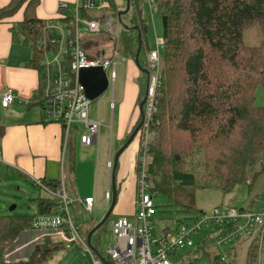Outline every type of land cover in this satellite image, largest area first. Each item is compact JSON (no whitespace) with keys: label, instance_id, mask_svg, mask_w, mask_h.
<instances>
[{"label":"trees","instance_id":"1","mask_svg":"<svg viewBox=\"0 0 264 264\" xmlns=\"http://www.w3.org/2000/svg\"><path fill=\"white\" fill-rule=\"evenodd\" d=\"M109 1L118 14V7L113 0ZM156 2L157 13L163 21L165 46L161 58L163 76L149 127L154 139L147 145L151 187L171 198L183 212L203 211H197L196 178L192 171L184 170L185 162L192 165L193 158L199 155L203 157L208 178L210 176L214 184L226 193L232 192L239 184H248V204L258 206L264 200V191L260 192L258 187L264 174V163L259 170L255 168L264 155V107L256 105L255 95L259 87H264V40L259 46H249L244 35L247 30L258 26L264 36V0ZM39 5L40 0H11L7 6L0 7V22L24 8L23 21L11 28V33L15 43L31 50L28 66L36 70L44 55L37 40L47 24L37 16ZM141 5L138 0H131L129 22L136 28H123L120 33L122 51L134 61L139 41L142 42V51H151L147 43L148 24L143 18ZM96 36L105 38V47L93 41L96 47L91 49L92 43H88L85 47L88 57L104 58L103 54L97 56L100 53L97 51L110 45L113 47L111 53L105 56L112 55L115 46L110 36L105 33ZM140 65L146 68L141 60ZM139 80L140 104L146 96L149 75L141 72ZM36 104L39 102L33 97L30 106ZM142 121L143 115L140 114L123 144L135 131L138 132L131 144L138 139L144 126ZM119 162L115 172L117 201L120 193L117 187ZM44 183L54 190L60 182ZM37 208L39 214H49L56 211L57 203L53 199L41 198ZM32 219L26 215H0V264H37L34 257L39 247L32 250L27 260H7L8 248L23 233L33 230ZM175 224L174 220L166 224L164 218L157 219L158 229L162 231ZM94 226L85 228L87 236ZM47 245L45 256L64 249L52 241ZM238 245L233 247L231 257L226 260L214 254L212 264H238L235 255L241 252L240 245L244 246V264H259L261 252L257 238ZM207 256L211 257L209 253L205 254Z\"/></svg>","mask_w":264,"mask_h":264},{"label":"built area","instance_id":"2","mask_svg":"<svg viewBox=\"0 0 264 264\" xmlns=\"http://www.w3.org/2000/svg\"><path fill=\"white\" fill-rule=\"evenodd\" d=\"M152 15L157 13L156 0H147ZM109 0H74L72 6L66 1H59L56 15L47 19L44 33L37 40L44 55L38 69L40 87L35 97L47 123L59 124L63 130V148L69 141L79 136L82 146L93 147L98 144L102 119H92L84 87L79 81V72L84 68L102 67L110 84L117 79L118 63L112 55L104 58H90L84 48L85 36L108 34L116 40L119 35L114 30L116 16ZM165 40L157 38L156 49L147 53L142 62L150 71L145 104V133L138 151L136 213L134 219L120 216L112 223L114 247H109L101 258L94 255L92 247L84 235L82 226L73 216L71 209L77 206L88 214L96 205L94 197L73 200L69 197L64 174L56 189L46 186L43 180L32 179V183L46 192L57 203L53 213L33 216L31 227L49 237L53 243L65 250H80L89 255L92 264H196L205 257L208 249L220 250L222 260L228 259L233 246L257 238L260 248L259 264H264V203L258 206L247 204L243 207H215L211 211H201L168 230H159L157 226L158 209L152 193L148 172L147 145L149 127L157 106V90L161 85V50ZM112 69L111 81L108 70ZM17 100L15 91L9 89L1 97V107L10 108ZM22 105H29L31 100L20 99ZM113 106V103H112ZM0 163L2 154L0 151ZM111 172L113 162L108 163ZM112 193L106 194L110 206ZM239 246V245H238ZM244 248L240 245V251ZM96 253L98 251L96 250Z\"/></svg>","mask_w":264,"mask_h":264},{"label":"crops","instance_id":"3","mask_svg":"<svg viewBox=\"0 0 264 264\" xmlns=\"http://www.w3.org/2000/svg\"><path fill=\"white\" fill-rule=\"evenodd\" d=\"M59 1H66L70 6L74 3V0H40L37 8L38 18L41 20L53 18ZM10 2L11 0H0V7H5ZM23 19L24 8L15 16L0 22V101L4 92L9 89L17 94V100L10 108L3 109L0 104V151L2 154L0 167L15 172L34 187L37 186L32 183V179L60 182L63 173L69 197L73 200L94 197L96 205L89 215L94 214L97 209L103 218L106 210L109 209L105 199L106 194L108 190L112 193V171H109L108 163L114 160L116 152L123 145L139 118L135 113L134 102L140 92V80H137L135 91L130 90L128 98L124 94L119 100L121 110L117 121L116 138L114 133L112 135L114 114L111 118L113 125L109 128L111 132L109 142L104 134L99 136L97 145L85 147L81 145L79 136L76 134L64 150L62 127L59 124L45 122L39 104L30 106V104L22 105L19 102L20 99L31 100L40 87L38 70L28 66L31 50L22 44L15 43L12 38L11 28ZM135 65L138 68L137 64ZM140 77L138 75L137 79ZM112 101L115 103V100ZM113 102H111V108ZM90 117L95 119L91 115V108ZM102 121L105 123L104 120ZM134 143L137 148L132 147L120 158L117 177L120 193L114 209L117 210L118 215L130 217V219H134L136 213L139 141ZM74 210L75 212L84 211L80 210L79 206ZM75 217L77 220V213ZM99 221L92 222L90 226L96 225Z\"/></svg>","mask_w":264,"mask_h":264},{"label":"rangeland","instance_id":"4","mask_svg":"<svg viewBox=\"0 0 264 264\" xmlns=\"http://www.w3.org/2000/svg\"><path fill=\"white\" fill-rule=\"evenodd\" d=\"M138 1L142 3L141 5L142 15L148 24V33H147L148 48L154 50L156 49L157 38L163 39L164 37L163 21L158 13L152 15L147 0H138ZM113 2L118 7L119 12L124 10V6L126 4L125 0H113ZM112 11L115 12L114 9H112ZM130 15L128 14L124 15L122 20L128 26H131L129 22ZM114 20H115L114 30L116 34L119 35V37L116 40L112 39V42L114 43L115 46L114 49L115 57H111V59L115 60L118 63L116 69L117 79L114 85L113 83H111L109 89L100 98L92 101L91 104L92 117H94L97 120L102 119L105 122L104 127L101 128L100 135L105 134L108 142L111 139V132L109 128L111 125H113L111 122V118L114 116V114H115V123H114L112 135L114 133V138H116L117 121L121 110L120 109L121 104L119 103V100L124 94L128 98L131 89L135 91V87H137V80L139 81L137 77L138 75L139 77L141 75V72L135 65L136 64L135 61L130 59L128 56H126V54H124L122 51V43L120 42V33L122 32L123 26L118 20L117 13L116 16L114 17ZM100 37L101 36H96L93 38L90 36L84 37V48L88 46V43H92L91 49L95 48L96 42L93 41H97V44L100 47L103 46L105 47V45H103L105 44V40H104L105 38L104 37L100 38ZM244 39H245V43L249 46H259L264 40V36L260 28L258 26H255L245 32ZM110 46L108 48L99 47L100 50L97 51V53L99 52L100 53L97 56H101L103 53L110 54L111 49L113 48ZM147 53L148 52H146V49H143V51L141 52L140 60L142 62L145 60ZM163 56H164V50H161V58H163ZM111 73H112V69H109L108 74L110 81H111ZM161 76H163L162 68H161ZM124 86H125V91H124ZM139 96H140V92L138 94L137 100H135L134 102V109L136 116L140 115ZM255 96H256V105L259 107H264V87L262 86L259 87L256 91ZM112 100H115V103ZM111 102H113V106H112L113 109L111 108ZM136 122L134 124H136ZM130 133L131 132H129L128 134ZM144 135H146L144 132L140 133L138 135L139 136L138 139L135 140V141H139V149L137 150L139 151V154L141 151V145L143 142ZM153 139H154V133L152 134L151 131H149L148 145L153 141ZM181 141L182 140H180L179 142ZM134 146L135 148H137V145L133 143L131 144V146L127 151H129ZM148 148H147V152H148ZM147 157H148V153H147ZM112 162L114 167V160ZM192 162H193L192 165L190 164V162H185L186 165L189 166L190 168H187V166H185L184 170H187L188 172L192 171L196 178V188H197L196 195L198 197L197 211L199 210L211 211L215 207H220L222 209L227 207H243L248 204V200H249L248 184L245 183L239 184L237 187H235V189L232 192L226 193L223 190H221L219 186H217L210 180V176L208 178L209 172L206 170V163L202 156L199 155L195 156ZM262 163H264V155L263 157H261V160L258 162L257 166L255 167L256 170H259L262 167ZM258 187L260 192L264 191V174H262L261 179L258 182ZM152 193L154 195L155 204L158 209L157 219L164 218L166 224L174 220L176 225H178L179 223L177 222L186 220L198 213V212L195 213L183 212L181 207L176 206L174 201L168 196L164 195L161 191L152 190ZM41 198L52 199L51 196H49L46 192H44L40 188L34 187L28 181L20 177V175L16 174L11 170L8 171V169L0 167V215L1 216L26 215L29 217H33L38 212V208H37L38 200ZM262 203H264V200L262 201ZM13 206H16V208L11 211V208ZM107 211L108 210H106L105 214L103 215V218L106 215ZM71 212L74 217L76 216L77 213V221L84 227L86 226L88 227L92 224V222L95 223L102 218V214H100V212L97 211V209H95V212L92 215H89L85 211L75 212L74 208L71 209ZM118 217H120V215H118L117 210H114L108 221L104 224V226L94 234L92 238V246H93L92 249L94 255L97 258H101L100 254H105L106 250L109 247L115 246V243L112 240V223ZM84 235L87 236L86 231H84ZM48 241H51V239L47 236L45 241V236L41 232H36L34 230L27 231L23 233L21 237H19L16 240V242L8 248L7 260L8 261L18 260V259L27 260L32 250L36 247H39V251L36 253V256L34 257L37 264H92L91 257L89 255L85 256L83 252L80 250L68 251L65 249H61L56 252L46 254L45 256L44 253L48 246L47 245ZM243 245H247V244H243ZM96 250L98 251V253H96ZM243 250L244 248L241 250V252H238L237 256L235 255V259L237 260L238 264H244L245 262V251ZM208 251L209 252L207 253H209L211 257L208 256L203 257L202 259L197 261L196 264H212V257L214 256V254L220 253V250H216L215 248H211V247L208 249ZM231 254L232 253H228V258L231 257ZM43 255L44 257H42ZM45 257H47V259H45Z\"/></svg>","mask_w":264,"mask_h":264},{"label":"water","instance_id":"5","mask_svg":"<svg viewBox=\"0 0 264 264\" xmlns=\"http://www.w3.org/2000/svg\"><path fill=\"white\" fill-rule=\"evenodd\" d=\"M125 1H126V9L121 12H118V20L125 29L136 28V26H132V25L128 26L122 21V17L124 15H127L131 9V0H125ZM141 52H142V42L139 41V48L135 59V63L137 64L140 72L149 75L150 71L147 68H142L140 65ZM79 81L81 85L84 87L88 99H90L91 101L100 98L109 89V80L107 77V73L102 67L81 69L79 72ZM146 101H147V97L145 96L142 102L140 103V114L143 115L142 124H144V118H145L144 106L146 104ZM137 132L138 131H135L132 134V136H130L128 141L118 150V152L115 155L114 167L112 171V201L104 218L90 231V233L87 236V241L91 247H93L92 238L94 234L104 226V224L108 221V219L110 218V216L112 215L115 209L117 202L116 174H115L116 168L118 166V162L121 155L132 143ZM15 208L16 206H13L11 208V211L14 210Z\"/></svg>","mask_w":264,"mask_h":264},{"label":"bare ground","instance_id":"6","mask_svg":"<svg viewBox=\"0 0 264 264\" xmlns=\"http://www.w3.org/2000/svg\"><path fill=\"white\" fill-rule=\"evenodd\" d=\"M37 98V97H36Z\"/></svg>","mask_w":264,"mask_h":264}]
</instances>
